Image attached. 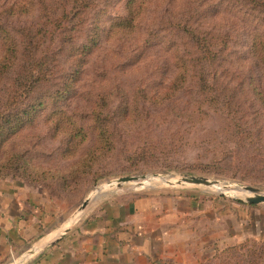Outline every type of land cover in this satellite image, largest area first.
I'll return each mask as SVG.
<instances>
[{
    "label": "rangeland",
    "instance_id": "374dc122",
    "mask_svg": "<svg viewBox=\"0 0 264 264\" xmlns=\"http://www.w3.org/2000/svg\"><path fill=\"white\" fill-rule=\"evenodd\" d=\"M93 2V8L84 3L77 25L76 19L62 30L46 27L37 36L43 6L67 18L73 3L0 0V157L28 168L23 176L33 170L38 182L15 173L7 179L45 192L59 223L95 191L89 207L115 196L180 189L154 180L106 187L121 177L203 176L228 185L231 194L196 186L188 187L191 193L221 210L231 206L234 215L240 209L261 229L264 204L239 203L247 193L235 188L264 193V72L252 55L253 42L264 41V14L256 9L264 0ZM31 33L43 57L54 53L47 71L23 57ZM13 39L23 46L5 66ZM22 71L36 79L30 92L13 96ZM101 130L109 133L106 146ZM79 131L82 144L71 136ZM243 246L237 259L264 264V241Z\"/></svg>",
    "mask_w": 264,
    "mask_h": 264
},
{
    "label": "crops",
    "instance_id": "0c3cea01",
    "mask_svg": "<svg viewBox=\"0 0 264 264\" xmlns=\"http://www.w3.org/2000/svg\"><path fill=\"white\" fill-rule=\"evenodd\" d=\"M230 208L189 188L115 196L88 207L61 239L38 249L64 222L57 223L45 192L4 179L0 264H248L235 256L251 239L264 241V219L253 228L250 215Z\"/></svg>",
    "mask_w": 264,
    "mask_h": 264
},
{
    "label": "trees",
    "instance_id": "16d2710c",
    "mask_svg": "<svg viewBox=\"0 0 264 264\" xmlns=\"http://www.w3.org/2000/svg\"><path fill=\"white\" fill-rule=\"evenodd\" d=\"M58 3L63 2V0H56ZM65 1H71L69 5L72 6V8L74 10H70L67 14V18L65 17V14H63V16H61V13H59L58 11L55 10V7H45L43 6V21L41 22V29H37L38 31L36 32L37 36L39 35H44L47 33L46 27H56L59 30H62L65 28V23L69 22V21H74V20H78L80 15L83 13V10L86 8L84 6L85 5L88 6V8H93L95 6L93 0H65ZM256 9H259L263 14H264V2H258V5H256ZM74 13L73 18H70V14ZM85 14V13H84ZM79 15V16H78ZM81 19H83L81 17ZM83 21V20H82ZM79 23V20L76 21V23L74 25H77ZM82 23V22H81ZM127 23L130 25L131 21L130 19L127 21ZM122 24H126L125 22L122 23L120 22V24H117V26H120ZM126 26L123 25L120 28H125ZM35 33H31V34H27L25 35V39L23 41L27 42V47H26V53L23 57H26L29 63H32V65H37V68L42 71H47L49 69V62L48 59H52L54 56V53H52V57H47V55H42L40 47L37 46L35 44L34 41L31 40L32 36ZM73 36H71L70 38H68L69 40H72ZM258 41L253 42V46H252V55L254 56V58H256L258 60V65L259 68L264 72V41L261 38L257 39ZM14 43L10 44L7 49H6V55L5 58L8 57L9 61L6 62L5 66L8 63H13L15 62V60L19 57L18 53L20 54L19 51V47H22L23 45H18L17 44V40L13 39ZM87 49V48H86ZM18 76V79L21 81L23 80V83H19L17 87L22 86L20 88L15 87L12 90L13 96L14 95H18L19 90L24 88L25 92H30V90L28 89V86L31 83L33 84L34 80L36 79L34 75H32L31 73L25 74L24 71L20 72ZM17 84V80H15V84L14 86ZM21 95H18V97H20ZM10 102V100H8ZM8 104V103H7ZM75 136L79 139V144H82L85 141V138L83 137V134L81 131L79 132H72L71 136ZM99 138H100V142L103 143V145H108V141H109V133L106 130H101L100 134H99ZM1 141V140H0ZM4 155L2 157H0V180H4L7 179L9 177H14L13 174L15 173V176H21L23 178H25L26 180H28L30 182V184H36L38 182V180H36L38 177L35 176V172L33 170H31V172H29V176H23L22 172L24 171V169H28V168H24L23 165L21 163H17L15 164V162L13 164H11V159H9L8 157L3 158ZM12 161H14L12 159ZM32 169V168H30ZM12 174V175H11ZM19 179V178H17ZM21 180V179H20ZM28 183V182H27ZM240 203V202H239ZM253 206V205H252Z\"/></svg>",
    "mask_w": 264,
    "mask_h": 264
},
{
    "label": "water",
    "instance_id": "95a60500",
    "mask_svg": "<svg viewBox=\"0 0 264 264\" xmlns=\"http://www.w3.org/2000/svg\"><path fill=\"white\" fill-rule=\"evenodd\" d=\"M146 180H154V181H163L172 187L177 188H188V187H205V188H215L220 195H229L231 194L228 185H221L219 181L211 180L207 177L203 176H194V175H184L180 177L178 180H167L163 175H154L151 178L147 176H140V177H133V176H126L121 177L117 180L109 182L106 187H122L123 185L130 183V182H137L139 184L143 183ZM235 189L236 191L244 194V199H237L239 202H245L249 205H261L264 204V193L260 191V189L252 186H243L239 185ZM98 192H92L87 199L83 201V203L79 206L76 210L74 215L68 218L61 226L56 228L51 236L42 242H38L35 247L38 249H45L48 246L55 244L61 237L70 229V227L76 223L83 213L87 210L92 200L97 197Z\"/></svg>",
    "mask_w": 264,
    "mask_h": 264
},
{
    "label": "bare ground",
    "instance_id": "6f19581e",
    "mask_svg": "<svg viewBox=\"0 0 264 264\" xmlns=\"http://www.w3.org/2000/svg\"><path fill=\"white\" fill-rule=\"evenodd\" d=\"M146 183V182H145ZM150 184V183H149ZM144 185H147V184H144Z\"/></svg>",
    "mask_w": 264,
    "mask_h": 264
}]
</instances>
